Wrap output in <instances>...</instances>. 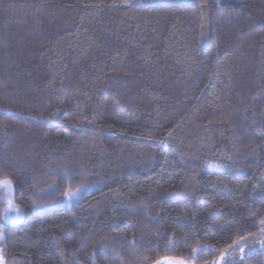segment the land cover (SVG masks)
Listing matches in <instances>:
<instances>
[{
    "label": "trees",
    "instance_id": "trees-1",
    "mask_svg": "<svg viewBox=\"0 0 264 264\" xmlns=\"http://www.w3.org/2000/svg\"><path fill=\"white\" fill-rule=\"evenodd\" d=\"M2 178L3 264H264V0H0Z\"/></svg>",
    "mask_w": 264,
    "mask_h": 264
},
{
    "label": "snow or ice",
    "instance_id": "snow-or-ice-1",
    "mask_svg": "<svg viewBox=\"0 0 264 264\" xmlns=\"http://www.w3.org/2000/svg\"><path fill=\"white\" fill-rule=\"evenodd\" d=\"M80 188L78 187L74 192L73 191H67L64 193L65 198L71 200L72 198H74L79 192H80ZM0 192L4 193V198L7 200V209L5 210L6 212L8 211H14L17 214H19L20 209L19 207L13 202L12 199V193H13V184L11 179L8 178H2L0 179ZM262 225H264V220H261L260 222ZM0 229H3V225H0ZM261 232L264 233V228H261ZM251 235V234H250ZM245 242L247 241V238H244ZM261 247L264 248V239H262L260 241ZM169 245H172V241H169ZM167 247L165 250L166 251H171V247ZM229 249H231V252H229ZM239 250L240 253H243L245 251L243 246H240L239 243L237 242L235 245L233 244H229L228 245V249L225 250L224 253H222L220 255V259L216 262V264H230V261L228 259V257H232V261L231 264H236L235 262V254H236V250ZM196 249H193V253H196ZM253 251H255V249H253ZM251 253H249L250 255ZM240 260L244 259V256L241 255L239 257ZM174 264H184L183 260H177L174 262Z\"/></svg>",
    "mask_w": 264,
    "mask_h": 264
},
{
    "label": "rangeland",
    "instance_id": "rangeland-1",
    "mask_svg": "<svg viewBox=\"0 0 264 264\" xmlns=\"http://www.w3.org/2000/svg\"><path fill=\"white\" fill-rule=\"evenodd\" d=\"M242 1L243 0H223V2H227V3H237V2H242ZM12 199H13V202L15 203V201H14V188H13V193H12ZM0 205H2V207H3L2 212L0 214V225L7 224V223H13V224L19 223L24 219V213L17 204L16 205L20 209L19 214H17L14 211H8V212L5 211L8 207V205H7V200L4 198L3 192H0ZM3 228H4V225H3ZM1 237H2V232L0 231V238ZM240 246H243V245H240ZM229 257H228V259H229ZM174 262L175 261H167V262H162L161 264H174ZM0 264H3L2 260H1V255H0Z\"/></svg>",
    "mask_w": 264,
    "mask_h": 264
}]
</instances>
